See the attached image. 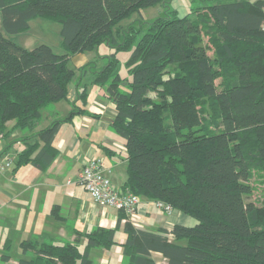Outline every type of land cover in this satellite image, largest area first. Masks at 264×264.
I'll return each instance as SVG.
<instances>
[{
  "label": "trees",
  "instance_id": "trees-1",
  "mask_svg": "<svg viewBox=\"0 0 264 264\" xmlns=\"http://www.w3.org/2000/svg\"><path fill=\"white\" fill-rule=\"evenodd\" d=\"M164 1L0 0L5 33L17 35L33 20L47 19L61 26L62 46L61 54L45 45L28 51L0 31V137L7 122L30 129L45 106L66 97L88 68L76 69L71 57L112 49L93 85L114 106L110 127L124 140L123 189L195 222L175 224L168 239L127 221V264H156L151 253L166 264H264V2L223 0L197 8L195 18L165 15L145 32L114 33L131 14ZM119 52L129 53V79L119 76ZM83 113L72 109L41 130L14 165L49 167L60 125ZM81 237L82 249L77 242H23L22 253L36 255L21 264H92L91 249L116 245L115 230Z\"/></svg>",
  "mask_w": 264,
  "mask_h": 264
},
{
  "label": "crops",
  "instance_id": "crops-1",
  "mask_svg": "<svg viewBox=\"0 0 264 264\" xmlns=\"http://www.w3.org/2000/svg\"><path fill=\"white\" fill-rule=\"evenodd\" d=\"M255 1L264 2H248ZM97 59V51L70 58L76 69L88 68L76 75L63 100L41 110V119L32 128L15 130L13 121L5 125L7 135L0 137V162L9 158L13 166L0 175V264H21L35 257L32 250L22 253L23 242L39 245L77 242L82 249L86 239L81 236L95 229L115 230L116 245L110 250L91 249L92 264H127L122 254L127 220L119 211L93 204L78 183L84 165L99 158L103 161V175L118 192H125L124 140L110 127L116 116L114 106L93 85V73L106 64L105 58L96 64ZM72 109H83L84 113L60 125L53 139L57 154L49 167L45 170L30 164L16 167L15 156L34 144L41 130L56 121H64ZM138 199V222L129 223L141 233L170 239L175 224L188 227L195 224L177 211L166 214L154 202ZM150 258L156 264H166L158 253H151Z\"/></svg>",
  "mask_w": 264,
  "mask_h": 264
},
{
  "label": "rangeland",
  "instance_id": "rangeland-1",
  "mask_svg": "<svg viewBox=\"0 0 264 264\" xmlns=\"http://www.w3.org/2000/svg\"><path fill=\"white\" fill-rule=\"evenodd\" d=\"M223 0H165L164 2L157 4L153 7L145 8L139 12L131 14L128 18L122 20L118 26L115 27L116 31L120 32V36L129 28L134 30H141L145 32L147 26L154 22L156 19L165 15H174L177 18H183L189 16L195 18L194 12L197 8L209 7L214 4H219ZM227 1H251V0H227ZM190 14V15H189ZM61 26L47 19H35L29 24L27 31H24L17 35H9L2 30L1 16H0V31L3 37L12 42L13 44L22 47L28 51L34 48L45 45L52 49L55 54L62 53L61 38H60ZM118 42L120 41L117 38ZM114 52L112 49H108L105 46H101L97 50L98 59L96 64H100L102 58L108 57L110 53ZM129 58V53L119 52L117 53V59L120 62L119 76L122 79H129L128 71L125 67V62ZM71 64V63H70ZM72 65V64H71Z\"/></svg>",
  "mask_w": 264,
  "mask_h": 264
},
{
  "label": "built area",
  "instance_id": "built-area-1",
  "mask_svg": "<svg viewBox=\"0 0 264 264\" xmlns=\"http://www.w3.org/2000/svg\"><path fill=\"white\" fill-rule=\"evenodd\" d=\"M13 166V160L5 159L0 162V175ZM103 161L99 158L88 161L78 175V183L95 205L109 207L122 211L127 215V221L137 223L136 210L139 204L138 197L129 192H118L110 181L103 175ZM156 208L166 214L172 211L161 202H154Z\"/></svg>",
  "mask_w": 264,
  "mask_h": 264
}]
</instances>
